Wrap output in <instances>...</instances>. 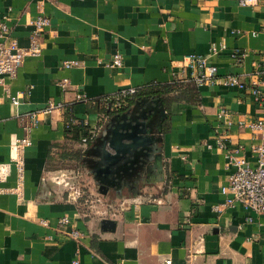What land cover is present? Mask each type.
<instances>
[{"label":"crops","instance_id":"0c3cea01","mask_svg":"<svg viewBox=\"0 0 264 264\" xmlns=\"http://www.w3.org/2000/svg\"><path fill=\"white\" fill-rule=\"evenodd\" d=\"M39 13L50 18L41 55L25 57L16 76L0 77V264H264V213L239 205L213 210L233 171L215 137L242 146L254 165L249 148L263 140L237 123L263 116L261 104L243 90L207 83L197 84L194 101L191 89L169 87L160 99L128 100L112 115L100 101L172 82L170 61L190 52L207 57L220 75L264 77V0H0V19L21 46L28 45L26 20ZM214 44L225 47L213 54ZM116 52L119 67L111 63ZM74 60L77 66L64 67ZM220 109L230 128L216 120ZM119 116L148 119L155 142L99 188L94 147ZM69 117L96 142L81 146L73 132L68 138ZM80 147L92 155L76 160ZM68 169L114 212L72 201L56 179ZM63 216L69 223L59 227ZM72 229L83 237L70 238Z\"/></svg>","mask_w":264,"mask_h":264},{"label":"built area","instance_id":"2783aa9c","mask_svg":"<svg viewBox=\"0 0 264 264\" xmlns=\"http://www.w3.org/2000/svg\"><path fill=\"white\" fill-rule=\"evenodd\" d=\"M239 6H247L258 2L259 0H233ZM50 24V18L39 13L26 20V27L29 28L28 45L21 46L16 38L12 36V30L7 23V19H0V77H14L22 65L24 58L27 56L41 55L43 47L42 36L46 28ZM225 46L211 45L213 54L221 51ZM112 65L119 67L122 65V58L119 52L113 54L111 58ZM79 64L78 61H69L64 63L65 68H72ZM169 69L174 80L184 81L193 80L197 84L207 83L209 85H221L228 88H237L247 92L255 102L261 104L264 108V77H252L248 82L243 81L236 75H220L215 64L208 61L204 55L194 52L185 53L180 58L172 59L169 63ZM66 79L61 85H66ZM137 91L136 87L122 89L113 94L103 96L100 101L104 107L110 111L119 109L123 102L133 96ZM80 95H77L79 98ZM11 101L16 104L18 101L15 97L10 96ZM228 113L224 109H220L216 114V120L224 121L226 128L233 125L231 119H227ZM238 126H246L253 133L261 136L260 143L254 144L249 148L251 155L255 158L254 165H251L244 155L245 149L240 146H229L223 136L215 137V146L220 149L226 158L227 166L233 168L232 173L227 178V183L223 185L220 192L225 196L222 203L213 206L216 212L221 211L224 207L241 206L258 213H264V115L257 117L248 122L239 121ZM93 134H88L81 139V146L86 144L87 139H91ZM20 143L24 145L30 144L28 138H22ZM207 148H212L211 142H206ZM67 180H63L64 185L73 188L67 195L75 203L83 196L82 187L79 184L78 174L73 172L71 176H67ZM64 178V177H63ZM110 206L104 208L106 213ZM43 225H47L42 220ZM69 219L66 216L57 220L59 227L66 226ZM70 238L78 240L83 237V232L72 229L68 234ZM170 262V260H166ZM78 260H73V264H78Z\"/></svg>","mask_w":264,"mask_h":264},{"label":"water","instance_id":"95a60500","mask_svg":"<svg viewBox=\"0 0 264 264\" xmlns=\"http://www.w3.org/2000/svg\"><path fill=\"white\" fill-rule=\"evenodd\" d=\"M147 122L146 118L138 120L119 116L106 124L93 151L97 160L92 171L100 183L99 188L115 182L127 168L153 149L155 139ZM103 223L107 228H113V221L104 220Z\"/></svg>","mask_w":264,"mask_h":264},{"label":"trees","instance_id":"16d2710c","mask_svg":"<svg viewBox=\"0 0 264 264\" xmlns=\"http://www.w3.org/2000/svg\"><path fill=\"white\" fill-rule=\"evenodd\" d=\"M176 86L184 88L185 90L191 89V91L193 92V101H194V97L197 96L198 93H197V83L193 80H184V81L173 80L170 83H159V82L153 81V82H150L148 84H145V85L137 88L136 93L133 96H131L130 98L126 99L123 102L122 106L117 110L110 111V110L106 109L104 107V105L102 104V106H103L102 109H103L104 115H112L113 113L122 110L124 104L128 100H132V99H135V100H138V99L156 100L157 98L160 99V97L162 98L163 92L165 90L169 89V87L175 88ZM187 101H191L190 96H188ZM68 108H69V110L71 109L70 106ZM67 112H68V109H67ZM166 117H168V116L166 115ZM71 120L72 119L70 117L67 120V124H66L67 136H69L68 138H70L73 136L72 132L73 133H79L78 136H73V137L75 138L74 139L75 141L80 142L81 136L85 137V136H88V134H90V133H88L87 131L86 132L84 131L81 134V132L79 131L81 129H79L78 126H72ZM164 131H165V129H163V132ZM95 142H96V138L94 136H92L91 139L86 140L85 145L88 146V145L93 144ZM72 154L74 157H76V160H80V161H81V159H87L85 157H89L92 155V153H90L87 148L83 149L81 147L74 150ZM82 202H83L82 198H80L77 204L80 205V204H82Z\"/></svg>","mask_w":264,"mask_h":264},{"label":"rangeland","instance_id":"374dc122","mask_svg":"<svg viewBox=\"0 0 264 264\" xmlns=\"http://www.w3.org/2000/svg\"><path fill=\"white\" fill-rule=\"evenodd\" d=\"M69 170L70 169H68L66 172L63 170L64 171L62 173L63 175H61V176L59 175V178H56V179L60 180L59 187H61L63 189V191H65L67 193L71 192L73 190V188H68V186H65L62 179L67 180L68 178L66 177V175L71 176L73 174V173H70L71 171H69ZM82 190H83L82 205L84 206V208H87L88 210H91L92 212H103L104 208H107V205H106L107 203L103 201V199L101 198L100 195H97L95 193L90 194L88 192V190L86 188H83V187H82ZM110 210L112 211V213L114 212L113 207L110 208ZM106 213H111V212L107 211Z\"/></svg>","mask_w":264,"mask_h":264}]
</instances>
